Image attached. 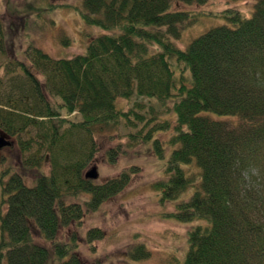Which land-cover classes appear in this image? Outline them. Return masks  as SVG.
Returning <instances> with one entry per match:
<instances>
[{
  "label": "trees",
  "instance_id": "obj_1",
  "mask_svg": "<svg viewBox=\"0 0 264 264\" xmlns=\"http://www.w3.org/2000/svg\"><path fill=\"white\" fill-rule=\"evenodd\" d=\"M208 1L217 2L81 0L78 9L85 24L104 32L70 58L53 59L34 48L31 57L24 52L28 64L10 61L23 77L7 87L0 81V126L11 136L27 126L40 130L57 159L54 146L68 123L62 115L76 112L83 120L75 126L89 130L128 117L117 107L120 99L136 95L155 102L157 109L151 105L149 111L152 119L158 107L170 101L175 126L167 141L172 149L165 168L169 177L155 186L164 201H175L192 189L170 216L182 223L206 222L188 231L182 264H264V0H251L248 15L232 6L205 10L201 5ZM175 4L200 8L174 9ZM216 15L220 23L210 24L184 48L176 46L186 27ZM185 70L187 75L182 74ZM37 73L44 77L42 82ZM221 117L235 122L230 125ZM155 128L143 138L153 141L156 155L163 157L165 147L152 136ZM129 137L136 142L137 135ZM19 144L23 151L28 149V144ZM85 148V160L61 168L54 161L52 173L34 174L30 185L17 172L0 181L6 205L0 213V264L85 263L75 236L67 237V243L55 241L61 229L83 215L79 204L66 202L67 197L89 195L85 205L93 211L129 182L126 172L99 184L85 179L81 170L93 154L89 143ZM39 154L34 151L21 169L37 167ZM109 158L114 159L113 152ZM192 166L197 168L196 181ZM37 235L48 245L36 242ZM101 235L99 229L88 232L89 238ZM129 254L131 259L148 256L142 245Z\"/></svg>",
  "mask_w": 264,
  "mask_h": 264
},
{
  "label": "rangeland",
  "instance_id": "obj_2",
  "mask_svg": "<svg viewBox=\"0 0 264 264\" xmlns=\"http://www.w3.org/2000/svg\"><path fill=\"white\" fill-rule=\"evenodd\" d=\"M80 1L0 0L4 29V42L1 44L0 41V81L3 86L7 87L14 78L19 80L23 77L20 68L10 61L23 60L28 64L29 58H24L27 50L30 53L34 48L40 49L53 59L70 58L83 53L91 38L104 32L85 24L78 9L81 7L78 6ZM201 6L205 10L232 6L248 15L252 9V1L237 0L227 3L226 0H217L216 3L208 1ZM179 8L197 11L200 6L174 5V9ZM221 20V16L217 15L200 17L182 31L181 37L175 41L176 46L184 48L193 36ZM31 71L35 73L33 68ZM182 74L187 75V70ZM36 76L40 82L43 81L42 75L37 73ZM52 104L55 105L53 100ZM151 105L157 109L155 102L146 97L132 95L128 99H120L117 107L127 111L128 117L122 116L117 124H106L103 128L99 124L93 125L89 130L75 126L83 120L76 112L62 115L68 123L63 124V137L54 146V149L59 150L57 159L47 150L48 143H45L40 130L27 126L19 135L11 136L0 126V136L10 143L9 147L7 144L0 148V181L17 172L24 174L25 183L30 185L34 174H51L54 161L60 168L69 161H83L89 152L85 148V142L92 147L93 154L82 168V176L94 167L97 178L93 182L99 184L116 178L121 173L128 174L129 182L125 188L93 211L87 210L85 205L89 200L87 194L78 193L66 199V202L78 203L83 215L71 226L61 229L55 241L67 243V237L75 236L76 250L84 264H182L188 249V231L197 225L206 226L203 220L182 223L170 216L176 211V205L192 194V189L187 188L175 201H164L161 191L155 186L169 177L165 168L172 149L169 145L167 147V141L174 134L175 116L168 110L171 105L168 101L164 106L158 107L159 113H153L155 118L152 119L149 112ZM136 113L143 117L136 118ZM221 118L230 125L235 122L232 117ZM165 122L168 125L161 127ZM152 127H156L152 136L165 147L163 157L156 155L153 141L146 143L143 138ZM135 135L136 142L129 137ZM38 141L42 145L40 148H37ZM21 142L29 145L26 151L20 147ZM37 150L40 153V164L22 170L23 161ZM110 152H113L114 159L109 158ZM190 171L192 179L196 181L197 168L192 166ZM1 198L0 186V213L3 214L6 205L1 202ZM92 229H99L102 235L96 239L89 238L88 232ZM38 236L34 237L36 242L48 245ZM139 245L144 247L148 256L131 259L129 251Z\"/></svg>",
  "mask_w": 264,
  "mask_h": 264
},
{
  "label": "water",
  "instance_id": "obj_3",
  "mask_svg": "<svg viewBox=\"0 0 264 264\" xmlns=\"http://www.w3.org/2000/svg\"><path fill=\"white\" fill-rule=\"evenodd\" d=\"M9 144L8 141L5 140L4 137H1L0 136V148ZM85 178H88V179H96L97 178V171H96V168H92L90 171H88L87 173H85Z\"/></svg>",
  "mask_w": 264,
  "mask_h": 264
}]
</instances>
